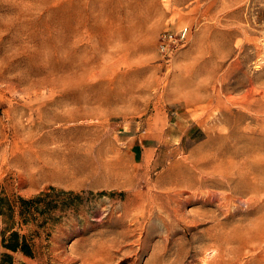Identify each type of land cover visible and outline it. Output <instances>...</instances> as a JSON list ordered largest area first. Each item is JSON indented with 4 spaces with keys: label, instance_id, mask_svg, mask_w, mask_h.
Masks as SVG:
<instances>
[{
    "label": "rangeland",
    "instance_id": "1",
    "mask_svg": "<svg viewBox=\"0 0 264 264\" xmlns=\"http://www.w3.org/2000/svg\"><path fill=\"white\" fill-rule=\"evenodd\" d=\"M0 196L4 264H264V0H0Z\"/></svg>",
    "mask_w": 264,
    "mask_h": 264
},
{
    "label": "trees",
    "instance_id": "2",
    "mask_svg": "<svg viewBox=\"0 0 264 264\" xmlns=\"http://www.w3.org/2000/svg\"><path fill=\"white\" fill-rule=\"evenodd\" d=\"M53 188V187H50ZM42 195H46L45 192L41 191L37 195L32 198H24L19 196L18 199L20 201L19 204V214L23 217L22 221L27 222L32 218L29 217L30 209H36L40 213H45L51 210V201L46 202V206L44 208H39V203L43 200ZM5 200V197L0 196V214L4 217L3 223L5 224L0 232L1 235V245L11 251H21L23 254L28 256H33L32 244L25 234H20L18 231L13 230V214L14 207L13 205L7 203L6 204V212L2 210V205ZM8 262L11 263V258L7 255ZM0 264H4L3 261H0Z\"/></svg>",
    "mask_w": 264,
    "mask_h": 264
},
{
    "label": "built area",
    "instance_id": "3",
    "mask_svg": "<svg viewBox=\"0 0 264 264\" xmlns=\"http://www.w3.org/2000/svg\"><path fill=\"white\" fill-rule=\"evenodd\" d=\"M171 41H172V33L164 32L161 35V39H160L159 45H158V48L160 49V51L167 50Z\"/></svg>",
    "mask_w": 264,
    "mask_h": 264
},
{
    "label": "bare ground",
    "instance_id": "4",
    "mask_svg": "<svg viewBox=\"0 0 264 264\" xmlns=\"http://www.w3.org/2000/svg\"><path fill=\"white\" fill-rule=\"evenodd\" d=\"M200 183L201 182H203V179H200V181H199ZM217 183V182H216ZM193 185H195V182L194 183H192V184H190V186H193Z\"/></svg>",
    "mask_w": 264,
    "mask_h": 264
}]
</instances>
